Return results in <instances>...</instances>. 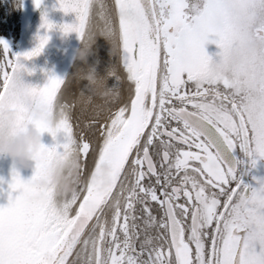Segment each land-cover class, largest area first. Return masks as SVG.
I'll list each match as a JSON object with an SVG mask.
<instances>
[{
    "label": "snow or ice",
    "instance_id": "6c2138e0",
    "mask_svg": "<svg viewBox=\"0 0 264 264\" xmlns=\"http://www.w3.org/2000/svg\"><path fill=\"white\" fill-rule=\"evenodd\" d=\"M59 6L77 14L62 30L92 43L96 0ZM99 9V34L118 57L108 68L116 93L93 105L91 138L74 131L68 75L49 73L43 85L23 77L47 33L22 53L0 38V104L11 100L21 120L63 137L41 143L30 179L13 168L0 264H264V178L246 183L240 170L264 157V48L252 46L264 41V0H114ZM53 26L45 14L42 27ZM213 36L218 59L205 47ZM86 88L85 106L94 95ZM72 152L83 164L77 188L42 186L55 156Z\"/></svg>",
    "mask_w": 264,
    "mask_h": 264
},
{
    "label": "water",
    "instance_id": "95a60500",
    "mask_svg": "<svg viewBox=\"0 0 264 264\" xmlns=\"http://www.w3.org/2000/svg\"><path fill=\"white\" fill-rule=\"evenodd\" d=\"M112 3L114 4V0ZM21 4L20 37L16 53L36 47L39 43V35L47 33L49 36L46 45L37 56L24 60L28 67L35 68L32 73H23L24 79L33 84L43 85L49 73L62 77L69 76L77 60L75 52L82 46V41L75 31L65 33L61 25L75 23L77 21L76 12H65L59 6V0H42L39 6L35 4V0H21ZM45 14L54 24L51 29L42 27ZM46 132L42 134V143ZM34 165L35 161H32L31 167L19 168L21 177L25 180L30 179L34 174ZM249 166L248 164L247 170L250 171ZM14 167L10 156L0 155V206L9 203V182L12 179ZM11 192L14 197L19 190H11Z\"/></svg>",
    "mask_w": 264,
    "mask_h": 264
},
{
    "label": "clouds",
    "instance_id": "9594fccd",
    "mask_svg": "<svg viewBox=\"0 0 264 264\" xmlns=\"http://www.w3.org/2000/svg\"><path fill=\"white\" fill-rule=\"evenodd\" d=\"M92 44L93 42L83 43L75 52L76 58L88 64V57L94 53ZM252 46L264 48V41H253ZM112 47L111 45V49ZM108 68L102 75L95 65L88 64L84 75L95 95L114 98L116 89L108 84ZM42 134L33 121L21 120L20 111L11 100L6 99L0 104V155L10 156L17 169L32 166L42 143ZM82 167L77 153H58L45 175L41 177L40 184L52 186L61 195H70L78 186ZM109 169L110 165L105 162L102 165V175L106 177Z\"/></svg>",
    "mask_w": 264,
    "mask_h": 264
},
{
    "label": "flooded vegetation",
    "instance_id": "af4514ba",
    "mask_svg": "<svg viewBox=\"0 0 264 264\" xmlns=\"http://www.w3.org/2000/svg\"><path fill=\"white\" fill-rule=\"evenodd\" d=\"M20 0H0V38H4L9 42V45L13 52H16L18 39H19V30H20ZM215 37L213 36L205 45L208 47L211 43L214 42ZM99 47L103 48L106 52L104 53L105 57L99 60V63L95 64L96 70L100 74H105L107 68L117 62L118 57L111 52V44L108 40H105L104 43L100 44ZM218 53L211 55L213 59H218ZM103 55V56H104ZM2 59V57H0ZM84 61L78 59L76 65L81 67ZM85 69L76 68L74 73H81L80 76L76 74L73 77H69L68 85L69 91L67 96L64 98L67 103H73L74 99L76 103L72 108V123L74 127V131L77 135L83 132L85 135H88L91 138V132L86 127V121L92 118V107L97 103H101L106 100V97L100 95H93L92 101L87 106L81 104L79 102V97L81 92L88 93V89L86 85H88V81L86 76L84 75ZM115 83L112 77L108 78V84L111 87ZM121 90L124 89L125 85H121ZM71 90L75 93L74 98H70ZM57 139H63L62 136H58ZM237 158H243V154L240 150H236L235 153ZM246 159V158H245ZM89 167H91V161H89ZM248 164H244L240 166V170L242 172V179L246 183L258 184L255 177H262L264 173V157H261L257 161L256 167H250V171L247 170ZM246 169V170H245Z\"/></svg>",
    "mask_w": 264,
    "mask_h": 264
},
{
    "label": "rangeland",
    "instance_id": "374dc122",
    "mask_svg": "<svg viewBox=\"0 0 264 264\" xmlns=\"http://www.w3.org/2000/svg\"><path fill=\"white\" fill-rule=\"evenodd\" d=\"M100 3H104L106 5H111L110 0H96V8L93 11V30L97 34L94 36V41L92 44V48L94 49V53L88 57V64H91V65L97 64V61L104 58L105 57L104 53L106 52L103 48L99 47L100 44L104 43V41L107 40L104 36L99 34V27L98 26L103 24V21L100 19V16L98 15V13L100 11V9H99ZM206 50L208 51V53L210 55L216 54L220 51L219 45H217L216 43H211L208 47H206ZM88 64L83 62L81 67H79L77 65L76 68L86 70L88 67ZM68 91H69V89L66 87L64 98L67 96ZM53 142H54V144H56V138H54V137H53ZM261 178H264V173H263Z\"/></svg>",
    "mask_w": 264,
    "mask_h": 264
},
{
    "label": "bare ground",
    "instance_id": "6f19581e",
    "mask_svg": "<svg viewBox=\"0 0 264 264\" xmlns=\"http://www.w3.org/2000/svg\"><path fill=\"white\" fill-rule=\"evenodd\" d=\"M43 143L45 145H48V146H52L54 145V142H53V136L50 132H46L45 136H44V140H43Z\"/></svg>",
    "mask_w": 264,
    "mask_h": 264
},
{
    "label": "trees",
    "instance_id": "16d2710c",
    "mask_svg": "<svg viewBox=\"0 0 264 264\" xmlns=\"http://www.w3.org/2000/svg\"><path fill=\"white\" fill-rule=\"evenodd\" d=\"M71 96H70V98L72 97V98H74L75 96H73L75 93L71 90Z\"/></svg>",
    "mask_w": 264,
    "mask_h": 264
}]
</instances>
